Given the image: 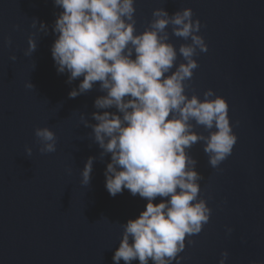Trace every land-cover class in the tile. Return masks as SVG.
<instances>
[{"label": "water", "instance_id": "water-1", "mask_svg": "<svg viewBox=\"0 0 264 264\" xmlns=\"http://www.w3.org/2000/svg\"><path fill=\"white\" fill-rule=\"evenodd\" d=\"M134 7L137 34L148 27L155 9L169 16L192 10L208 51L197 50L199 67L186 94L203 99L211 89L224 98L237 137L218 169L209 166L202 143L189 150L203 177L199 198L211 215L172 264H219L225 251V264H264V0H135ZM61 11L52 0H0V264H114L122 224L138 218L147 204L127 189L115 197L106 190L110 155L99 159L102 150L80 119L83 114L88 123H97L91 114L105 110L95 109L94 101L105 93L97 84L69 99L83 77L66 83L69 74H58L52 59L57 38L52 27ZM41 22L47 35L39 30ZM166 30L177 53L182 43H190L172 36L171 26ZM30 36L37 48L26 57ZM181 62L178 53L177 66ZM28 83L34 89L26 88ZM44 127L57 138L54 153L39 152L34 131ZM89 157L95 158L91 180L82 186Z\"/></svg>", "mask_w": 264, "mask_h": 264}, {"label": "clouds", "instance_id": "clouds-1", "mask_svg": "<svg viewBox=\"0 0 264 264\" xmlns=\"http://www.w3.org/2000/svg\"><path fill=\"white\" fill-rule=\"evenodd\" d=\"M62 9L52 32L57 35L51 55L58 74L67 72L66 83L83 77L69 99L91 92L95 85L105 93L94 101L90 124L81 114L83 126L91 128L93 143L102 150L100 160L110 155L105 187L115 197L127 189L147 201L138 218L122 224L123 233L113 255L114 264H172L185 249L188 237L198 235L209 222L211 209L200 197L203 177L195 171L197 161L189 155L196 144L213 169L231 154L237 142L230 125L226 100L211 89L203 99L186 90L199 67L194 57L208 51L200 21L190 8L173 15L153 10V19L139 34L136 30L135 0H52ZM37 21L33 19L32 27ZM171 35L190 43L179 46V57ZM45 35L48 28L40 23ZM11 45V39L7 41ZM37 48L30 36L24 55ZM198 50V51H197ZM133 54L135 58L133 59ZM16 56L10 60L15 62ZM174 69V70H173ZM34 89L32 83L25 85ZM115 109V112L107 111ZM203 128L207 135L195 129ZM34 135L41 154L56 151V136L49 128H36ZM27 156L32 149L26 147ZM94 157L81 172L82 186L91 180ZM160 199V203L153 201ZM231 228L227 229L230 235ZM228 252L221 253L225 264Z\"/></svg>", "mask_w": 264, "mask_h": 264}]
</instances>
